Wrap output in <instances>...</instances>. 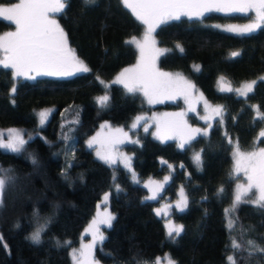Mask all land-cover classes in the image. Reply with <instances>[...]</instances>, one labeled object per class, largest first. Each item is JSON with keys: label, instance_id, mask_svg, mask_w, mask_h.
<instances>
[{"label": "trees", "instance_id": "16d2710c", "mask_svg": "<svg viewBox=\"0 0 264 264\" xmlns=\"http://www.w3.org/2000/svg\"><path fill=\"white\" fill-rule=\"evenodd\" d=\"M15 1L0 0V4ZM252 15L205 12L199 19L170 21L154 33L156 44L171 50L158 57V67L190 77L203 97L223 106L224 120L221 124L214 117L207 135H196L184 148L172 139L158 141L148 130L138 128L139 143L124 145L136 182L122 166L109 167L96 158L84 143L100 120L124 123L137 111L149 109L137 93L124 91L118 83H110L106 89L107 107L96 102V95L103 90L97 77L109 79L134 61L135 47L125 41L142 31V25L120 0H96L92 5L68 0L64 12L54 14L67 34L68 46L91 69L89 73L14 79L11 68L0 66V130L21 126L35 130L34 110L53 108L22 152L0 149V168L11 169L4 175L14 178L0 208V264H72L68 251L77 244L104 193L109 198L107 209L115 218L110 227L101 228L104 240L94 249L101 264L149 263L165 253L176 264H229L230 255L237 264H264V254L249 258L247 252L235 253L231 246L235 238L241 244L250 239L264 247V210L241 203L231 213L236 219L231 231L225 211L233 203L237 184L244 183L239 173H233V148L227 138L238 141L242 151L264 147L260 136L263 121L253 107L264 113V80L257 81L247 97H238L233 91L219 92L216 87L220 77L237 86L264 74V25L250 35L225 33L212 26L248 21ZM15 30L12 22L0 18V36ZM232 52L240 55L231 57ZM194 65H199V71ZM179 105L173 100L153 108ZM188 116L200 123L193 114ZM193 152L200 154L199 167L192 162ZM165 175L168 180L157 199H145L147 192L140 181ZM179 186L188 205L183 212L172 208L167 214L184 226L181 236L172 241L165 234L156 206L165 197L173 200ZM221 187L224 191L218 195ZM49 218L41 243L34 244L29 236ZM57 241L71 244L61 247Z\"/></svg>", "mask_w": 264, "mask_h": 264}, {"label": "snow or ice", "instance_id": "6c2138e0", "mask_svg": "<svg viewBox=\"0 0 264 264\" xmlns=\"http://www.w3.org/2000/svg\"><path fill=\"white\" fill-rule=\"evenodd\" d=\"M68 0H19V3L11 4L10 6L0 5V16L6 20L12 21L15 24L16 30L13 32L5 33L0 36V53H3V58L0 59V66L4 68H11L15 77L26 76L28 79H35V76L30 75L31 72H36L37 75L48 76H72L78 73H89L91 69L80 60L75 50L68 46L67 34L60 26L57 19L53 18L50 13H63ZM121 4L131 10L135 19L145 26L143 39H137L135 36L125 41L128 45H133L140 52V59L137 64L131 68H125L112 83L123 84L128 93L136 94L142 92L144 97L147 98L149 104L155 102V98L161 95L169 94L177 89H193L195 85L186 80L182 74L176 73H162L154 69L155 60L158 56L164 55L170 49L156 48V40L154 33L161 25L168 24L170 21H180L182 17L188 19H199L205 12L212 11H227L232 13H247L255 10V19L253 23L244 25L242 28L229 25L225 30L234 32L237 35H250L264 25V0H120ZM85 5H92L96 0H83ZM252 19V17H249ZM214 27H221L215 25ZM176 47L183 52L184 49L177 44ZM231 57H237L239 52H232ZM195 70L199 71V65H194ZM264 80V77L260 78ZM97 80L104 85L105 89L110 87L103 80L97 77ZM224 77H220L223 82ZM257 81L245 82L239 88L232 89L228 87L226 90L229 92L235 91L239 96L247 97L253 92L254 86ZM224 91V88L220 89ZM16 92L15 86L12 87L11 93L14 95ZM202 98V94H201ZM98 103L102 107L108 106L109 95L105 94L97 98ZM13 103L15 101L13 100ZM205 106L208 107L207 101ZM258 118L264 120V113H260L257 106ZM52 110L46 109L38 113L40 124L43 125ZM215 114L220 117L218 123H223V106H217L213 109ZM168 115V114H165ZM177 116H183L184 113H178ZM144 117L137 116L131 125V129L137 128L140 121ZM206 119V118H205ZM106 125H102L105 127ZM182 128L185 125L176 123L169 125L167 122L165 127ZM211 127V125H208ZM147 131V127L144 129ZM116 132L122 133L125 137L128 136L122 128L116 129ZM195 134L207 135L206 130L198 128L189 129V135L182 140L179 147L184 148L185 145L196 139ZM4 133L0 132V149L10 151L13 153H20L25 149L28 143L23 138V133L17 129L7 130V140L4 139ZM99 135V134H98ZM260 136H264V130L261 131ZM162 141L169 137L158 136ZM64 139H67L65 136ZM228 143L233 148L234 167L233 173L244 172L247 177V184H237L234 200L230 209H226V214L229 215L228 228L231 231L236 224V219L231 216L241 203L251 204L258 209L264 210V147L259 148L258 151L253 150L244 152L240 149L239 142L235 143L228 137ZM96 142V137L88 141V147L92 148ZM131 143H139L137 140ZM96 156L99 160L103 161L109 167L117 164V157L110 151L96 150ZM122 162L125 168L131 169L130 157H124L121 154ZM32 163L36 164L35 156L31 157ZM193 160L197 166H200L201 157L199 153L193 156ZM71 166V165H69ZM11 169L4 170L0 168V208L4 207V194L11 183L12 177H6L4 173L11 172ZM65 175V179L69 177ZM133 180H136L135 173H132ZM232 177V173H230ZM115 180V177L113 178ZM168 177H165V181ZM116 190L121 191L119 185H116ZM224 189L221 187L218 190V195L222 194ZM105 201L108 199V194H105ZM147 200L157 199V194L153 193L151 196L145 197ZM188 205L187 197L183 194L181 189V201L177 203L176 207L179 211L183 212ZM99 207V205H98ZM100 213H97L99 216ZM157 215H160V210L157 209ZM115 217L107 212L102 220L93 219L85 232L92 233V242L84 244L81 243L80 249H72V258L74 264H99L94 256V248L97 241L103 242L104 236L99 232L97 227L98 223L107 224L111 226V221ZM50 223V218L45 221L43 225L37 227L29 236V239L34 244L41 243L42 233L46 231L47 224ZM167 235L175 241L177 237L181 236L184 231L183 225H174L171 221L166 224ZM246 231V230H244ZM71 241H65L63 245L57 241V246H69ZM232 249L235 253L247 252L250 258L255 253L264 254V247H261L254 240H247L241 244L235 238L231 241ZM243 259V256L240 257ZM164 260L166 264H176L170 256L165 254ZM229 264H237V259L230 255L227 257ZM137 264H148L147 261H137ZM153 264H161V258L157 257Z\"/></svg>", "mask_w": 264, "mask_h": 264}, {"label": "rangeland", "instance_id": "374dc122", "mask_svg": "<svg viewBox=\"0 0 264 264\" xmlns=\"http://www.w3.org/2000/svg\"><path fill=\"white\" fill-rule=\"evenodd\" d=\"M14 3H19V0H16ZM14 3H4L2 6H10L11 4ZM131 13V10L128 9ZM212 12H218L221 14H227V13H231L232 12H227V11H212ZM249 12H252V19H249L248 21H238V22H227V23H217V24H213V28L215 29H219L220 31H223L225 33H232V34H236L234 32H230V31H226L225 28L226 26L229 25H233V26H237V27H243L244 25L247 24H251L253 23V20L255 19V10H251ZM248 13V12H247ZM54 14L57 13H50V15L54 18ZM132 14V13H131ZM240 14H246V13H240ZM0 18L6 20L4 17L0 16ZM186 18V17H185ZM56 19V18H55ZM9 21V20H8ZM12 22V21H10ZM14 24V22H12ZM140 23V22H139ZM141 24V23H140ZM15 25V24H14ZM142 25V24H141ZM215 25H220L221 27L217 28L214 27ZM145 31V26L142 25V31L139 34L133 35L135 36L137 39L142 40L143 39V34ZM237 35V34H236ZM130 36L127 38V40H129L131 37ZM132 47H135L133 45H131ZM156 48H161L159 45H155ZM163 49V48H162ZM136 50V54H135V59L132 63L126 64L123 67H121L112 77H110L109 79H103V81L106 84H110L112 83V81L125 69V68H131L133 66H135L138 62V60L140 59V52L137 48H135ZM159 57V56H158ZM155 60V66L154 69L157 72H162V73H171V74H176V73H180L181 72H176L173 70H165V69H161L160 67H158L157 65V59ZM85 63V62H84ZM12 70V69H11ZM13 73V70H12ZM30 75L37 77L40 76H48V75H37L36 72H31ZM182 76L191 82L190 77L182 74ZM21 78L27 79L26 76H20ZM50 77V76H49ZM54 77H67V76H54ZM264 77V74L261 76ZM257 79H251L250 81H243L241 82V84L237 85V86H231L228 83H226V81L224 80L223 82L218 81V85L217 90L220 92L221 88H224V91H227L226 89L228 87L231 86L232 89H236L239 88L242 84H244L245 82H251L253 80L255 81H259L261 80L260 78ZM18 78V77H15ZM192 83V82H191ZM119 84V83H118ZM193 84V83H192ZM121 86V88L127 92V90L124 88L123 84H119ZM103 90L99 95H96V102L97 98L100 96H103L105 94H107L106 89L104 88V85H102ZM238 97H242L239 96L235 91H233ZM137 94L140 96L143 104L148 107V111L145 110H139L137 111V113H135L134 115L130 116L124 123H110L109 121L105 120H100L95 128L94 131H92L90 134H88V136L86 137L84 143L85 145L88 146V141L90 139H92L93 137H96V142L93 144L92 146V151L94 156L97 158L96 156V150L99 149L102 152L103 151H110L114 156L117 157V164L113 165H120L122 166L128 173V176H130V178L132 179L133 182H136V180H133V176H132V169H128L125 168L124 163L122 162V158H121V154L124 157H130V154L127 153V151L124 148L125 144L131 143V141L133 140H137V130L138 128H140L141 130L145 131V127H147L148 132L150 133V135L160 141L161 139L158 138V136H167L169 138L167 139H172L173 141H175L176 145L179 147L180 143L182 142V140L184 138L187 137V135H189V129H201L208 131V125L211 124L213 118H218L220 119L219 116H217L215 114V112L213 111V109H215L217 106H221V104H216L215 102H210L208 101L205 97L201 98V91H199V89L195 86V88L193 89H187V90H183V89H177V90H173L172 92H170L169 94H165V95H161L155 98V102L149 104L147 101V98L144 97L142 92H137ZM173 100H178L180 105L178 107H169V108H158L155 109L153 108L154 106L158 105V103H163V102H169V101H173ZM205 101H207L208 107L205 106ZM100 105V104H99ZM46 109H53L51 107H41V108H37L34 110V115L36 116V129L32 130L29 128H25V127H10V128H5L0 130V132H3L6 137L7 136V130L8 129H17L20 130L23 133V138L25 140H28L30 138H32L33 133L38 131V128H41L42 125L40 124V118L38 116V113L42 110H46ZM178 113H184V115L181 116H177L176 114ZM254 113L256 114V116L258 117V113H257V109L254 108ZM168 114V115H165ZM189 114H193L194 119L198 120L200 123H196L194 121H191V119H189ZM50 115H48L49 117ZM137 116H142L144 117L143 120L140 121L139 125L137 126V128L135 129H131V125L133 124V122L135 121V117ZM206 118V119H205ZM263 121V126H262V130H264V120ZM46 122V121H45ZM166 122L169 125H174L176 123H180L182 125H185V127L182 128H177V127H165ZM102 125H106L105 127H102ZM118 128H122L124 130V132L128 133V136L125 137L122 133H118L116 132V129ZM99 134V135H98ZM195 135H200V134H195ZM264 138V136H262ZM256 150V149H255ZM258 151V150H256ZM244 152H248V151H244ZM250 152V151H249ZM197 152H193V154L191 155V159L192 162H195L193 160V156L196 154ZM232 161H233V167H234V159H233V149H232ZM103 162V161H102ZM104 163V162H103ZM196 163V162H195ZM239 174L242 176L243 178V182L244 183H240L243 185L247 184V177L245 176L244 172L241 171L239 172ZM136 176V175H135ZM165 177H168L167 175L162 176V178L160 179H153V178H146L140 181L141 185L145 187L146 189V196H151L153 193L158 194L162 187L163 184L166 182L165 181ZM181 189H183L181 186L178 187V189L175 191V196L173 198V200L169 199V198H163V200H160L158 205L156 206V210L159 209L160 210V215L163 217V228L165 230V234L167 235V228H166V224L171 221L174 225H179L176 222H173L168 216L167 214L169 213V211L173 208L175 210H179L177 209L176 205L178 202L181 201ZM236 192V191H235ZM105 194L108 193H104L100 196V201L96 206V210L93 213V215L89 218L88 223L83 227V229L81 230V234L77 240V244H75L74 246L70 247L68 254L71 260V263L74 264L73 262V258H72V249L76 248V249H80L81 247V243L87 244L92 242V233L91 232H85V230L88 228L89 224L92 222V220L95 218L98 221L102 220L104 218L105 215V209H107V201H105L104 197ZM184 194V191H183ZM185 196V194H184ZM99 205V207H98ZM155 210V211H156ZM100 213L99 216H97V213ZM107 212L111 213L109 211V209H107ZM107 224L104 223H98L97 227L99 228V232L103 234V230H101L102 227H107ZM100 244V241H97L96 246ZM95 246V247H96ZM95 249V248H94ZM167 254V253H165ZM165 254L162 256H156L155 259H153L152 262H149L148 264H153V262L156 260L157 257L161 258V264H166V261L164 260ZM94 256H95V252H94ZM96 259V257H95ZM97 260V259H96ZM98 261V260H97ZM99 262V261H98ZM99 264H101L99 262Z\"/></svg>", "mask_w": 264, "mask_h": 264}]
</instances>
